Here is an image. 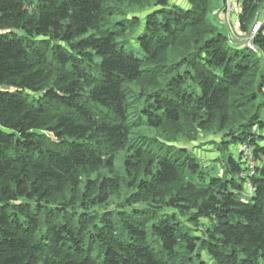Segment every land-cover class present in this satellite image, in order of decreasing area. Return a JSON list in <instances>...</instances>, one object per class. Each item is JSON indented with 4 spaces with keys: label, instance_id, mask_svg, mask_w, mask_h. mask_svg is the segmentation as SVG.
Wrapping results in <instances>:
<instances>
[{
    "label": "trees",
    "instance_id": "1",
    "mask_svg": "<svg viewBox=\"0 0 264 264\" xmlns=\"http://www.w3.org/2000/svg\"><path fill=\"white\" fill-rule=\"evenodd\" d=\"M186 2L0 0V264H264V34Z\"/></svg>",
    "mask_w": 264,
    "mask_h": 264
},
{
    "label": "rangeland",
    "instance_id": "2",
    "mask_svg": "<svg viewBox=\"0 0 264 264\" xmlns=\"http://www.w3.org/2000/svg\"><path fill=\"white\" fill-rule=\"evenodd\" d=\"M172 3H177V4H182L183 6L187 3L186 0H171ZM227 0H222V4H221V8L219 10H215L213 12V16H220L221 20H220V25H223L226 29L225 32H227V35L230 39V43L233 45H239V47L242 48H247L251 51L252 48H250L249 45V36L250 35H254L256 30V23L257 22H263L264 23V7L262 6L260 8V12L257 14V17L255 19V22L251 25L249 32H243L242 28L239 24V20H240V12L241 9L239 10L238 7H233L232 5H226ZM230 7L231 11L230 13L227 12V8ZM132 10L127 9V12L129 13L130 17L132 15H136L137 17L143 18L144 15L141 14V11L135 10L136 8H131ZM135 10V11H134ZM230 14H232V16H230ZM141 30V27H139L137 29V31L139 32ZM248 44V45H247ZM131 47L137 49V46L134 44V42H131ZM255 48L257 51H253L254 53L259 54V50L258 47L255 45ZM262 65H264V62H262ZM264 69V68H263ZM220 134L214 135V134H210V133H200V136H198L199 141L196 143H192V144H188L185 145L187 147L192 148V153H194L195 156L198 157V159H200L201 163L203 164V166H208L210 168L213 169V172H218L219 176H222V171L220 170V166L215 164V162L218 160L219 158V153L216 151V148L214 147V145L212 144L213 140H218L220 141ZM183 146V145H182ZM238 147V146H237ZM237 147H232L230 148V150H232L234 153L236 152L237 157L238 156V149ZM240 149V148H239ZM242 150H244L242 148ZM244 160L247 161V163L245 161H243V159H241V161H243V163H246L248 168L251 169L252 166H250L249 162L250 159L248 156H244ZM254 162V161H253ZM254 165V164H253ZM253 171V170H251Z\"/></svg>",
    "mask_w": 264,
    "mask_h": 264
},
{
    "label": "built area",
    "instance_id": "3",
    "mask_svg": "<svg viewBox=\"0 0 264 264\" xmlns=\"http://www.w3.org/2000/svg\"><path fill=\"white\" fill-rule=\"evenodd\" d=\"M243 1L244 0H227L226 5L229 4V5H232L233 7H238V9L240 10L242 8ZM230 11H231V8L228 7L227 8V12L230 13ZM230 16H232V14H230ZM255 27H256L257 31H255L254 35L252 34V35L249 36V38H248L249 39L248 40L249 41V45L247 44L250 48H252L253 51H257L256 48H255V44H254V40H255L256 36L259 33L264 34V23L263 22H257ZM242 148L244 150H242ZM239 154L240 155L243 154V156H248L249 159H250V162H249L250 164L249 165L252 166L251 168H254V165H253L254 162H253L252 154H251V151H250L249 147L246 144H242L240 146ZM243 161H245L244 157H243ZM245 162L247 163V161H245ZM249 192L252 193L253 189L249 188Z\"/></svg>",
    "mask_w": 264,
    "mask_h": 264
}]
</instances>
